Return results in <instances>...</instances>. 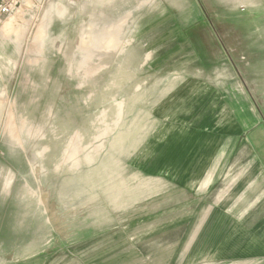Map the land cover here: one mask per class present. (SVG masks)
Masks as SVG:
<instances>
[{"label": "rangeland", "instance_id": "374dc122", "mask_svg": "<svg viewBox=\"0 0 264 264\" xmlns=\"http://www.w3.org/2000/svg\"><path fill=\"white\" fill-rule=\"evenodd\" d=\"M227 1L14 0L12 15L0 17V185L9 182L0 192V264L43 255L53 264H89L69 255L78 241H95L103 257L129 220L152 207L156 193L146 202L144 191L165 188V180L157 181L155 165V176L145 175L141 157L155 152L157 124L179 117L146 115V90L156 84L142 80L167 71L160 63L151 70L149 47L161 45L168 59L176 29L186 36L205 27L201 21L264 28V3L254 18L241 0L237 11L224 10ZM244 39L264 43V36ZM240 57L248 81L249 60ZM255 103L262 111V100Z\"/></svg>", "mask_w": 264, "mask_h": 264}, {"label": "crops", "instance_id": "0c3cea01", "mask_svg": "<svg viewBox=\"0 0 264 264\" xmlns=\"http://www.w3.org/2000/svg\"><path fill=\"white\" fill-rule=\"evenodd\" d=\"M241 1L254 18L261 12L256 5L264 3ZM226 3L229 7L224 10L229 12L242 5L235 0ZM200 23L205 27L190 28L188 38L176 29L179 44L168 49V59L159 56L161 45L149 47L155 55L151 70L160 63L167 71L156 81L149 75L142 80L156 84L146 90L148 104L152 96L146 115L179 117L167 122L170 127L157 124L158 143L151 145L155 152L150 158L141 157L145 175L150 176L149 167L155 165L157 181L165 180V188L143 192L142 201L156 193L152 199L158 202L156 208L149 201L152 207L129 220L118 242L113 235L115 241L103 257L95 241H78L69 255L84 263L264 264V120L260 116L264 108L258 111L255 103L257 99L264 103V43L238 42L245 41L244 36H264V28L226 24L227 28L215 29L206 21ZM239 57L249 60L243 63L248 81L238 71ZM178 69L186 74L177 75ZM43 256L41 261L23 264H53L52 256Z\"/></svg>", "mask_w": 264, "mask_h": 264}, {"label": "built area", "instance_id": "2783aa9c", "mask_svg": "<svg viewBox=\"0 0 264 264\" xmlns=\"http://www.w3.org/2000/svg\"><path fill=\"white\" fill-rule=\"evenodd\" d=\"M14 9V0H0V17L12 15Z\"/></svg>", "mask_w": 264, "mask_h": 264}, {"label": "bare ground", "instance_id": "6f19581e", "mask_svg": "<svg viewBox=\"0 0 264 264\" xmlns=\"http://www.w3.org/2000/svg\"><path fill=\"white\" fill-rule=\"evenodd\" d=\"M6 178H11L10 175ZM9 185V182L8 181H3V183L0 185V192H5L7 190V187Z\"/></svg>", "mask_w": 264, "mask_h": 264}]
</instances>
